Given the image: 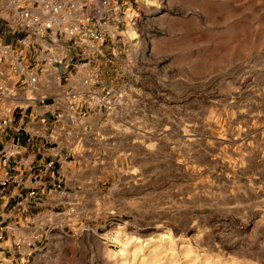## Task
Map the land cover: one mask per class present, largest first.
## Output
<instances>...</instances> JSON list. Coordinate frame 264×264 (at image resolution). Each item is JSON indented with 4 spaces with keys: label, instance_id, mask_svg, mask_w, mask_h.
Here are the masks:
<instances>
[{
    "label": "rangeland",
    "instance_id": "rangeland-1",
    "mask_svg": "<svg viewBox=\"0 0 264 264\" xmlns=\"http://www.w3.org/2000/svg\"><path fill=\"white\" fill-rule=\"evenodd\" d=\"M175 1L133 6L141 40L124 94L94 135L89 188L80 202L48 210L60 215L23 264H264V167L232 133L233 83L207 71L182 89L155 42L173 26Z\"/></svg>",
    "mask_w": 264,
    "mask_h": 264
},
{
    "label": "built area",
    "instance_id": "built-area-1",
    "mask_svg": "<svg viewBox=\"0 0 264 264\" xmlns=\"http://www.w3.org/2000/svg\"><path fill=\"white\" fill-rule=\"evenodd\" d=\"M136 2L4 0L0 5V133L8 126V116L20 96L26 105L37 102L44 107L51 115V126L64 114L67 125L72 126L78 123L76 113L111 112L114 97L124 92L120 88L133 63L132 43L138 48L141 40L133 8ZM73 76L80 81L81 91L66 86ZM43 80L56 90L41 93ZM112 81L120 84L117 91L112 89ZM18 154L12 143L0 149V162L15 160ZM53 168L51 160L31 166L27 180L0 175V244L9 243V252L0 264H23L30 247L41 237L42 227L60 215L50 211L31 214L38 205L36 187L31 184L55 174ZM17 183L27 191L9 205L7 187ZM59 195L66 197L64 191Z\"/></svg>",
    "mask_w": 264,
    "mask_h": 264
},
{
    "label": "crops",
    "instance_id": "crops-1",
    "mask_svg": "<svg viewBox=\"0 0 264 264\" xmlns=\"http://www.w3.org/2000/svg\"><path fill=\"white\" fill-rule=\"evenodd\" d=\"M244 1L177 0L175 15L169 16L173 26L162 29L154 39L165 45L167 65L180 71L173 78L183 83L182 89L190 81H205L207 75H212L207 71L233 83L231 104L236 121L232 133L244 137L264 167V0ZM3 2L0 0V5ZM66 86L82 90L77 76ZM55 90L44 80L40 85L41 93ZM17 102L8 116V126L0 133V149L14 143L19 154L15 160L0 162V175H18L17 179L27 180L29 167L51 160L55 174L31 184L36 187L38 201L33 210H59L80 202L94 176V135L102 132L108 114L94 110L76 113L78 123L72 126L67 125L64 114L51 126V115L37 102L26 105L23 96ZM24 185L29 186L27 182ZM26 191L20 183L8 185V204ZM59 191L66 193L64 200ZM8 252L9 243L5 241L0 244V261Z\"/></svg>",
    "mask_w": 264,
    "mask_h": 264
},
{
    "label": "bare ground",
    "instance_id": "bare-ground-1",
    "mask_svg": "<svg viewBox=\"0 0 264 264\" xmlns=\"http://www.w3.org/2000/svg\"><path fill=\"white\" fill-rule=\"evenodd\" d=\"M130 35H133V34H132V33H130ZM135 47H136V46H135ZM135 47H134V48H135Z\"/></svg>",
    "mask_w": 264,
    "mask_h": 264
}]
</instances>
